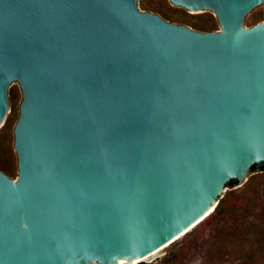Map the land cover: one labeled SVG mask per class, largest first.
Returning a JSON list of instances; mask_svg holds the SVG:
<instances>
[{
    "label": "water",
    "instance_id": "95a60500",
    "mask_svg": "<svg viewBox=\"0 0 264 264\" xmlns=\"http://www.w3.org/2000/svg\"><path fill=\"white\" fill-rule=\"evenodd\" d=\"M0 0V264H145L264 165V0ZM187 234V235H186Z\"/></svg>",
    "mask_w": 264,
    "mask_h": 264
},
{
    "label": "rangeland",
    "instance_id": "374dc122",
    "mask_svg": "<svg viewBox=\"0 0 264 264\" xmlns=\"http://www.w3.org/2000/svg\"><path fill=\"white\" fill-rule=\"evenodd\" d=\"M140 11L154 13L159 16V13H164L170 19L164 18L166 22L183 25L192 30H195L193 24L202 28L213 27V32L220 30L213 18L193 20L176 15L169 4L163 0H140ZM262 21H264V17L246 26V28ZM9 101L14 116L0 131V171L15 180L17 169L13 148V129L19 114L21 94L12 89ZM249 181L252 183L250 192L255 194L256 199L249 201L246 206L247 219L243 221L239 216L233 222H214L207 229L200 231L198 234H193L191 240L183 247H181V241L183 240L181 239L161 255L145 264H154L163 257L175 252L181 256L178 264H247L244 259L245 251L256 246L257 241L254 236H241L244 230L242 225L252 222L261 213H264V170L253 173ZM230 190H234V193L239 192L235 187Z\"/></svg>",
    "mask_w": 264,
    "mask_h": 264
},
{
    "label": "trees",
    "instance_id": "16d2710c",
    "mask_svg": "<svg viewBox=\"0 0 264 264\" xmlns=\"http://www.w3.org/2000/svg\"><path fill=\"white\" fill-rule=\"evenodd\" d=\"M159 14L163 20L169 19V17L164 13ZM193 27L196 31H213V27L202 28L195 24H193ZM256 168L264 170V165H253L250 167L249 171H255ZM237 184L238 183L236 181H230L226 183L225 186L229 189H232ZM251 184L252 183H250V181L248 180L244 188L241 189L238 193H234V190H230L226 194H224L217 201L214 210L201 223H199L194 229H192L191 234H186L187 236H185V238H183V240L181 241V247L186 245L187 242L191 240L193 234L200 233V231L207 229L214 222H233L235 218L239 216L243 219V221L244 219H247L248 216H246V206L249 201L256 199L255 194H252L250 192ZM242 226H244V230L242 231L241 236H254V239L257 241L256 246L245 251V261L247 262V264H264V213H261L257 217V219L253 220L252 222H249ZM180 259V254L175 252L167 257H163L154 264H178Z\"/></svg>",
    "mask_w": 264,
    "mask_h": 264
},
{
    "label": "bare ground",
    "instance_id": "6f19581e",
    "mask_svg": "<svg viewBox=\"0 0 264 264\" xmlns=\"http://www.w3.org/2000/svg\"><path fill=\"white\" fill-rule=\"evenodd\" d=\"M213 210H214V208L210 211V213H211ZM210 213H209V214H210ZM209 214H208V215H209ZM208 215H207V216H208ZM207 216H206V217H207ZM206 217H205V218H206ZM205 218H204V219H205ZM204 219H203V220H204Z\"/></svg>",
    "mask_w": 264,
    "mask_h": 264
}]
</instances>
